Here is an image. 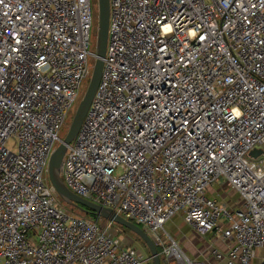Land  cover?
<instances>
[{"label": "built area", "instance_id": "obj_1", "mask_svg": "<svg viewBox=\"0 0 264 264\" xmlns=\"http://www.w3.org/2000/svg\"><path fill=\"white\" fill-rule=\"evenodd\" d=\"M93 1L0 0V264L151 261L111 223L66 214L43 179L92 73ZM60 177L141 228L160 264H251L257 250L264 264V0H109L100 81ZM176 214L226 249L199 261L164 243Z\"/></svg>", "mask_w": 264, "mask_h": 264}, {"label": "water", "instance_id": "obj_2", "mask_svg": "<svg viewBox=\"0 0 264 264\" xmlns=\"http://www.w3.org/2000/svg\"><path fill=\"white\" fill-rule=\"evenodd\" d=\"M97 9L98 16L96 22V51L94 54L95 63L91 76L88 80L87 87L75 109L74 116L69 125L67 134L64 139L60 141L49 158L47 165L48 182L53 188L56 196L61 198L65 203L78 208L85 214H94L97 219H102L105 222L111 223L112 225L124 228L135 235L146 246L150 254L152 264H160V258L156 247L141 228L124 220L110 209L95 205L89 201L79 198L68 190L60 177V164L63 160L66 146L69 145L77 135L94 97L101 77L109 27V0H97ZM261 153L262 152L260 150H254L250 152L249 156L256 158Z\"/></svg>", "mask_w": 264, "mask_h": 264}, {"label": "rangeland", "instance_id": "obj_3", "mask_svg": "<svg viewBox=\"0 0 264 264\" xmlns=\"http://www.w3.org/2000/svg\"><path fill=\"white\" fill-rule=\"evenodd\" d=\"M94 22L96 24L95 14H94V18H93V25H94ZM88 51L92 55L95 54V51H96V27H94L93 31L91 32ZM87 60H88V66H89L90 70L92 71L94 63H95V59L92 56H88ZM87 84H88L87 80L83 81V83L81 85V89H80L79 100L72 107V109L68 112L64 126H63L62 130L58 133V137L60 139H64V137L67 134L69 125H70L72 118L74 116L75 109H76L77 104L80 101V99H81V97H82V95H83V93L87 87ZM46 169H47V167H46ZM43 179L47 184L48 183L47 173L43 174ZM207 191H208L209 195H211V196H214V194L218 192V194L216 195L218 200L229 201L231 204L233 203L234 199L236 198V195L233 192H231L229 189H222L220 184H216V185H214V187H209L207 189ZM57 205H59V207L66 214H68L70 216L89 219V218L85 217V216H87V214L83 213L78 208L73 207V206L65 203L61 198H58ZM99 223L104 224L105 221L100 219ZM114 227H116V228H113V233H115V234L117 233L120 238H123L124 244L126 246H130L132 248H135L136 251L140 255H142L143 257L144 256H146V257L150 256V254H149L146 246L144 245V243H142V241H140L135 235L130 233L128 230L127 231L123 230L124 228L120 229L119 227H117L115 225H114ZM165 233H167L171 237H173L177 241L180 248L182 250H184V252H186L190 257H191V255L193 256L195 253L197 255L199 252L198 250H201L199 248L197 249L198 245H201L202 249H205L204 242L208 243L209 239H211V235H198L197 233H195L190 226H188L184 223L183 218L181 217L180 214H176L175 216H173L165 224L163 230L160 231V237L164 243H166V241H167V237H166ZM262 253H263L262 251H260V252L257 251V254H258L257 257L260 258ZM203 258H204V255L200 254L198 256L197 260L201 261ZM160 260H161V257H160ZM145 264H152V262L149 260Z\"/></svg>", "mask_w": 264, "mask_h": 264}, {"label": "crops", "instance_id": "obj_4", "mask_svg": "<svg viewBox=\"0 0 264 264\" xmlns=\"http://www.w3.org/2000/svg\"><path fill=\"white\" fill-rule=\"evenodd\" d=\"M218 194L215 193L214 196H216ZM220 194V193H219ZM197 244V243H196ZM205 244V249H202L201 245H198L197 249H201V250H198V254L196 255V253L192 256L191 255V258H196L198 255L204 253V252H207L208 249H210L211 247H215L217 249H219L220 251H224L226 249V245L224 242H222L220 239H217V238H213L211 236V239H209L208 243L207 242H204ZM260 252V250H257ZM186 253V252H185ZM257 253V252H256ZM187 254V253H186ZM188 255V254H187ZM196 255V256H195ZM189 256V255H188ZM190 257V256H189ZM197 259V258H196ZM259 258L256 257L254 261H252L251 264H259L260 262V259L258 260Z\"/></svg>", "mask_w": 264, "mask_h": 264}, {"label": "trees", "instance_id": "obj_5", "mask_svg": "<svg viewBox=\"0 0 264 264\" xmlns=\"http://www.w3.org/2000/svg\"><path fill=\"white\" fill-rule=\"evenodd\" d=\"M94 14H95V17H96V21H97V16H98V9H97V0H94ZM91 220H96V216L94 214H90V213H87V216H85ZM120 228V227H119ZM121 229V228H120ZM123 229V228H122ZM125 231H127L126 229H123ZM141 241V240H140Z\"/></svg>", "mask_w": 264, "mask_h": 264}]
</instances>
